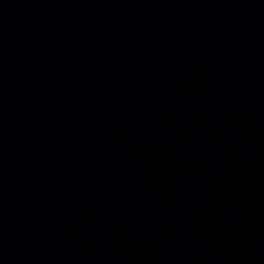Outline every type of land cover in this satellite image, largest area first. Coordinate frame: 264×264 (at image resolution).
Wrapping results in <instances>:
<instances>
[{
	"label": "water",
	"instance_id": "95a60500",
	"mask_svg": "<svg viewBox=\"0 0 264 264\" xmlns=\"http://www.w3.org/2000/svg\"><path fill=\"white\" fill-rule=\"evenodd\" d=\"M0 264H264V0H0Z\"/></svg>",
	"mask_w": 264,
	"mask_h": 264
}]
</instances>
